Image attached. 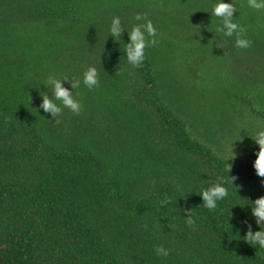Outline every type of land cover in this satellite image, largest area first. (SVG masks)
<instances>
[{
    "label": "trees",
    "instance_id": "16d2710c",
    "mask_svg": "<svg viewBox=\"0 0 264 264\" xmlns=\"http://www.w3.org/2000/svg\"><path fill=\"white\" fill-rule=\"evenodd\" d=\"M222 2L251 47L217 31L216 0H0V264H264L244 239L264 197V9ZM147 20L157 43L133 67L125 45ZM49 76L79 115L39 107ZM217 182L228 196L209 210L199 195Z\"/></svg>",
    "mask_w": 264,
    "mask_h": 264
},
{
    "label": "clouds",
    "instance_id": "9594fccd",
    "mask_svg": "<svg viewBox=\"0 0 264 264\" xmlns=\"http://www.w3.org/2000/svg\"><path fill=\"white\" fill-rule=\"evenodd\" d=\"M247 4L250 8L255 10L264 9V0H247ZM236 9L231 3H224L222 0H216V3L212 6V14L216 17H219L222 21V26L217 27L218 32H222L225 36L232 37L235 35V46L241 49H247L251 47V41L244 38L245 29L239 26L237 23L233 22V14ZM136 20L143 19L141 16L137 15ZM123 29L121 28V23L119 17H113L110 34L113 37H119ZM145 32L149 38L145 37ZM156 35V30L153 27L150 20L145 21L142 25H135L132 27L129 32V43L125 45V52L128 62L133 67H139L144 60V49L148 44H156L157 41L154 39ZM47 84L52 86L53 99H50L48 95L41 93L42 103L40 108L43 109L45 113H50L54 118H57L62 113L61 106H58L55 101L59 100L63 107L68 108L74 114L79 115L81 112L80 103L73 98L72 93L62 87L61 79H53L52 76H49ZM83 83L89 89L99 86L98 82V73L96 68L88 67L83 73ZM80 85L79 80H74L72 83V88H78ZM55 123H59V120L56 119ZM254 143L258 147L256 152V159L253 163L255 169V174L261 179V185L264 186V127H261L257 132L254 138H252ZM232 159H235V154L231 152ZM231 169V165L228 169V172ZM237 179L235 176H228V183L233 184ZM234 188V187H233ZM203 201V206L209 210H214L217 208V202L225 199L228 196L227 189L222 186V183L217 182L211 184V186L201 189L199 195ZM169 201L165 198L163 201H160L161 204H167ZM252 207L251 215L255 218L256 224L260 227L259 231L253 232L251 230V225L247 226V231L245 233L244 239L253 245H258L260 248L264 249V228L261 226L264 225V197H259L253 202H251ZM187 218L185 220L187 226L194 227L195 221L192 218L191 209H187ZM146 227V225H145ZM157 255L162 257H167L169 251L163 248L162 246H157L155 248Z\"/></svg>",
    "mask_w": 264,
    "mask_h": 264
}]
</instances>
